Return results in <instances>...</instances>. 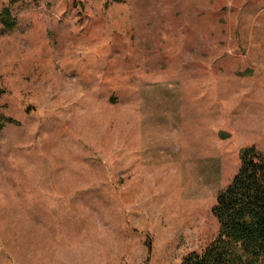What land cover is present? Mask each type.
I'll return each mask as SVG.
<instances>
[{"label": "rangeland", "instance_id": "374dc122", "mask_svg": "<svg viewBox=\"0 0 264 264\" xmlns=\"http://www.w3.org/2000/svg\"><path fill=\"white\" fill-rule=\"evenodd\" d=\"M251 146L264 0H0V264H180Z\"/></svg>", "mask_w": 264, "mask_h": 264}, {"label": "trees", "instance_id": "16d2710c", "mask_svg": "<svg viewBox=\"0 0 264 264\" xmlns=\"http://www.w3.org/2000/svg\"><path fill=\"white\" fill-rule=\"evenodd\" d=\"M240 159L238 174L213 209L218 236L180 264H264V153L246 147Z\"/></svg>", "mask_w": 264, "mask_h": 264}, {"label": "bare ground", "instance_id": "6f19581e", "mask_svg": "<svg viewBox=\"0 0 264 264\" xmlns=\"http://www.w3.org/2000/svg\"><path fill=\"white\" fill-rule=\"evenodd\" d=\"M253 132L256 133V132L254 131V129L248 130L247 134L245 135V136H247V139H253V138H254V136H251V134H252ZM245 133H246V131H244V132H242V133H240V134L243 135V134H245ZM254 133H253V134H254ZM240 134H239V135L237 134L236 137H241Z\"/></svg>", "mask_w": 264, "mask_h": 264}]
</instances>
